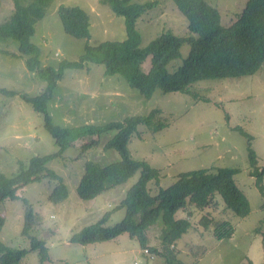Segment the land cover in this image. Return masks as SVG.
<instances>
[{"label":"rangeland","instance_id":"1","mask_svg":"<svg viewBox=\"0 0 264 264\" xmlns=\"http://www.w3.org/2000/svg\"><path fill=\"white\" fill-rule=\"evenodd\" d=\"M31 1L20 0L23 5ZM133 1L151 3L136 22L141 46L162 31L177 36L191 34L186 18L172 0ZM206 1L218 9L225 25L235 20L246 3V0ZM59 5H78L88 13L90 44L124 38L123 18L115 15L107 3L101 0H51L43 17L35 22L32 37L41 50L43 66L56 67L63 59L76 60L86 43V39L74 38L63 31L56 12ZM13 10V0H0V23ZM0 49L18 53L17 42L12 40L0 41ZM188 51L189 45L183 44L180 56L168 64L170 71L182 64ZM24 58L0 52V87L17 92L14 96L0 95V172L5 175L16 170L18 160L27 163L33 156L58 149L43 125L42 114L20 97L23 93L36 95L42 90L41 80L26 68ZM151 63L149 56L141 69L148 71ZM189 88L197 93V97L180 92L162 93L156 89L151 98L146 99L129 87L120 75H105L103 65L88 64V68L64 71L48 102V111L55 124L74 127L103 125L160 109L159 116L167 123L166 127L152 133L141 125L138 134H133L127 144L131 157L145 160L159 169L158 185L154 181L148 183L150 192L156 194L160 187L169 186L181 172L232 167L239 169L233 178L250 204V211L244 217H238L228 209L219 195L203 209L188 205L177 210L175 218L188 217L191 223L176 241L178 258L184 264H264V196L256 188L255 178L249 175L248 143L240 132L243 129L252 136L250 143L258 166L264 168V62L252 75L199 80ZM113 133H103L98 145L84 152L79 144L86 139L77 141L64 150L63 157L49 161L48 167L60 174L66 184L68 195L63 201L53 203L49 200L53 182L45 179L26 185L18 191L20 197L17 199L0 200V214L5 219L0 240L11 247L28 249L18 264H41L38 252L29 251V236L45 242L48 260L44 264L165 263L161 255L142 251L127 233L88 244L70 240L74 232L96 222L106 212H110L106 226L119 222L124 216V208L117 206L139 177V172L93 199H80L76 191L86 159L101 165L120 159L116 150L103 149L104 142ZM262 183L264 185V175ZM28 209L32 223L23 235ZM206 218L210 221L204 227L202 222ZM214 222L231 227L232 235L217 239L213 232ZM157 224L160 225V220ZM159 225L150 228L147 236L148 244L161 250Z\"/></svg>","mask_w":264,"mask_h":264},{"label":"trees","instance_id":"2","mask_svg":"<svg viewBox=\"0 0 264 264\" xmlns=\"http://www.w3.org/2000/svg\"><path fill=\"white\" fill-rule=\"evenodd\" d=\"M51 0H32L23 5L13 0L14 10L0 23V41L17 42L18 53L0 49L1 53L12 57H23L26 68L35 72L42 82V90L36 95L20 94L34 111L42 114L43 125L54 139L58 149L52 153L33 156L27 163L17 161V168L10 175L0 172V200L17 199L18 191L31 182L47 180L53 182V191L48 196L53 203L63 201L68 190L60 174L48 167L49 161L63 157V152L77 141L81 152L97 146L103 133L113 131V135L104 142L103 149H114L120 159L105 165L86 159L83 173L76 187L80 199H93L106 189L125 183L136 172L137 180L128 188L117 208H124L122 219L106 226L110 212H106L94 223L74 232L70 240L74 243L88 244L113 239L127 233L134 238L140 249L150 254H159L164 264H184L178 258L176 241L190 227L188 217L175 218L179 209L188 205L203 209L219 195L225 206L236 216L244 217L250 211V204L237 186L233 176L238 168L218 167L194 169L178 174L169 186L158 189L156 194L149 190L148 183L158 185L160 172L147 161L130 156L127 144L138 134L139 126H145L152 133L166 127L167 123L159 115L160 109H151L147 114L130 115L122 120L111 121L103 125L83 124L67 127L55 124L48 111V102L53 98L54 90L66 69H84L88 64L104 67L105 75L118 74L129 87L137 90L149 99L156 89L162 93L180 92L197 97L190 86L205 79L235 78L256 73L264 62V0H246L235 20L225 25L221 22L218 9L206 0H172L178 11L186 18L190 35L177 36L170 31H162L145 46H141V36L136 28L137 19L151 7L150 2L138 3L133 0H101L107 3L111 11L123 18L124 38L103 40L90 44V21L88 13L78 5H59L56 9L63 31L74 37L86 39L83 53L76 60H61L56 67L43 66L41 50L32 41L35 22L42 18L44 10ZM194 34V35H192ZM183 44L189 45V51L182 64L170 71L168 64L180 56ZM151 56L152 63L148 71L141 64ZM14 90L0 87V95L14 96ZM240 130L239 128H237ZM241 134L247 139V159L249 175L255 178V186L264 196L262 183L264 168H260L257 156L250 141L252 136L243 129ZM188 216L189 213H187ZM31 211L26 212V224L22 234L31 227ZM160 220V225L157 224ZM0 214V231L4 225ZM209 219H204L206 227ZM213 232L217 239L228 238L233 229L224 223L214 222ZM159 225L160 248L150 246L147 231ZM28 237V236H27ZM29 251H37L39 261L48 260L45 242L35 236H29ZM159 245V244H158ZM28 249L11 247L0 240V264H18Z\"/></svg>","mask_w":264,"mask_h":264}]
</instances>
